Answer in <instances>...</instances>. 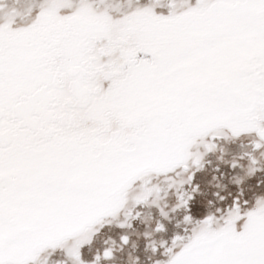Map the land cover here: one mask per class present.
I'll list each match as a JSON object with an SVG mask.
<instances>
[{
	"label": "snow or ice",
	"instance_id": "6c2138e0",
	"mask_svg": "<svg viewBox=\"0 0 264 264\" xmlns=\"http://www.w3.org/2000/svg\"><path fill=\"white\" fill-rule=\"evenodd\" d=\"M0 264H264V0H0Z\"/></svg>",
	"mask_w": 264,
	"mask_h": 264
}]
</instances>
